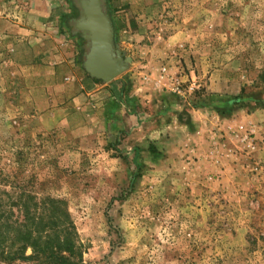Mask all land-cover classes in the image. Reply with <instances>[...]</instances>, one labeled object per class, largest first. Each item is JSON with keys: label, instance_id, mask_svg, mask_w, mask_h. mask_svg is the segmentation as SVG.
Listing matches in <instances>:
<instances>
[{"label": "rangeland", "instance_id": "374dc122", "mask_svg": "<svg viewBox=\"0 0 264 264\" xmlns=\"http://www.w3.org/2000/svg\"><path fill=\"white\" fill-rule=\"evenodd\" d=\"M105 5L109 83L74 0H0V189L64 199L84 264H264V0Z\"/></svg>", "mask_w": 264, "mask_h": 264}, {"label": "trees", "instance_id": "16d2710c", "mask_svg": "<svg viewBox=\"0 0 264 264\" xmlns=\"http://www.w3.org/2000/svg\"><path fill=\"white\" fill-rule=\"evenodd\" d=\"M19 189L13 194L0 189L1 262L84 264L65 200L46 196L37 201L33 190L26 186Z\"/></svg>", "mask_w": 264, "mask_h": 264}, {"label": "water", "instance_id": "95a60500", "mask_svg": "<svg viewBox=\"0 0 264 264\" xmlns=\"http://www.w3.org/2000/svg\"><path fill=\"white\" fill-rule=\"evenodd\" d=\"M74 1L79 16L72 20V25L86 41L83 67L91 77L109 83L126 69L130 58L124 61L114 47L113 24L105 0Z\"/></svg>", "mask_w": 264, "mask_h": 264}, {"label": "crops", "instance_id": "0c3cea01", "mask_svg": "<svg viewBox=\"0 0 264 264\" xmlns=\"http://www.w3.org/2000/svg\"><path fill=\"white\" fill-rule=\"evenodd\" d=\"M43 8V7H42ZM41 7H36L34 8V17L36 19L40 18V19H43L44 16H52V19H55L59 16H62L61 14H63L61 11H57L56 8H53V7H49L48 10L46 9H42ZM64 11H67L65 8L63 9ZM51 19V20H52ZM35 42V41H34ZM73 45V44H72ZM74 48H75V45H74ZM73 50V49H72ZM63 58V57H62ZM67 58V57H66ZM77 59V58H75ZM66 59H62L61 61L59 62H62V61H65ZM73 60V59H72ZM56 63V62H55ZM58 68V67H57ZM86 81V86L85 85H82V87H84L87 91L88 89V81L87 79L85 80Z\"/></svg>", "mask_w": 264, "mask_h": 264}, {"label": "bare ground", "instance_id": "6f19581e", "mask_svg": "<svg viewBox=\"0 0 264 264\" xmlns=\"http://www.w3.org/2000/svg\"><path fill=\"white\" fill-rule=\"evenodd\" d=\"M106 70H108V68L106 67Z\"/></svg>", "mask_w": 264, "mask_h": 264}]
</instances>
